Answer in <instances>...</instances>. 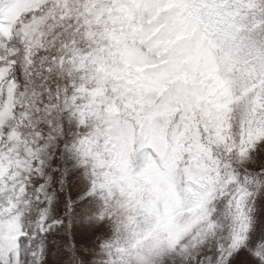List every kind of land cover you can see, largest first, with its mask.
I'll use <instances>...</instances> for the list:
<instances>
[{"label":"snow or ice","instance_id":"1","mask_svg":"<svg viewBox=\"0 0 264 264\" xmlns=\"http://www.w3.org/2000/svg\"><path fill=\"white\" fill-rule=\"evenodd\" d=\"M0 264H264V0H0Z\"/></svg>","mask_w":264,"mask_h":264}]
</instances>
